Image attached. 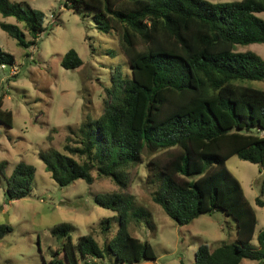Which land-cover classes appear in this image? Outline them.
Masks as SVG:
<instances>
[{
	"label": "trees",
	"instance_id": "trees-1",
	"mask_svg": "<svg viewBox=\"0 0 264 264\" xmlns=\"http://www.w3.org/2000/svg\"><path fill=\"white\" fill-rule=\"evenodd\" d=\"M65 7L84 17L92 14L100 32L119 33L131 76L113 75L102 115H88L77 131L69 127L75 138H67L63 151L51 148L39 154L61 187L109 178L118 188L95 198L98 206L117 213L119 222L109 239L111 220H102L103 246L91 235L79 237L75 244L69 223L52 229L54 237L65 238L61 263L107 264V256L116 264L157 261L152 245L128 228L134 219L156 231L151 213L126 192L130 168L143 164L148 152L154 156L147 165L152 200L173 221L189 225L221 211L236 222V242L214 250L202 244L190 264H242L245 259L264 264V231L259 246H252L256 210L227 168L234 156L259 165L264 194V90L247 83L264 82V59L238 51L264 44V19L259 16L264 0H67ZM0 13L23 23L31 35L27 40L19 26L2 23L19 46H38L47 30L45 13L11 0H0ZM83 64L75 50L62 60L66 69ZM0 66H16L15 57L1 46ZM3 106L0 95V124L12 128L13 113ZM0 169L5 176L3 165ZM35 177L34 166L17 164L8 179V200L29 197ZM257 205L264 208V200L258 198ZM12 230L0 224V241Z\"/></svg>",
	"mask_w": 264,
	"mask_h": 264
},
{
	"label": "rangeland",
	"instance_id": "rangeland-1",
	"mask_svg": "<svg viewBox=\"0 0 264 264\" xmlns=\"http://www.w3.org/2000/svg\"><path fill=\"white\" fill-rule=\"evenodd\" d=\"M227 3L240 0H207ZM30 5L45 13L47 30L37 47L26 49L18 45L1 27L2 23L17 25L31 35L23 23L0 13V46L16 59V66H0V95L5 110L13 113V127L0 124V224L13 230L0 241V264H62L65 238L52 235L59 224L73 225L70 235L76 244L81 236L91 235L101 246L106 241L100 224L111 220L107 236L112 239L119 227L117 213L96 204V196L117 191L109 178L96 180L92 185L84 180L61 187L52 178L40 159V152L51 148L64 150L68 137L74 140L69 127L77 131L88 115L93 119L103 113L106 88L115 73L126 78L131 67L121 46L119 33L100 32L89 14L84 17L65 7L67 0H11ZM264 19V13L259 14ZM75 50L83 66L66 69L64 56ZM241 52H254L264 59V44L239 47ZM249 87L264 90V82H247ZM264 136V134H262ZM145 154L144 163L129 170L128 194L137 198V205L147 209L156 225L153 231L145 221L129 220V231L142 241L149 242L157 256L156 262L142 264L193 263L202 244L215 249L237 240L236 222L221 211L202 215L189 225H179L163 208L152 200L153 187L148 183V161L154 156ZM20 162L36 168L33 190L29 197L17 201L7 198L8 179ZM227 168L242 184L245 194L257 213L258 224L252 241L258 247V236L264 231V208L257 199L264 200L260 166L234 156ZM58 252H61L58 255ZM106 257L107 264H116ZM264 262V261H263ZM242 264H259L243 260Z\"/></svg>",
	"mask_w": 264,
	"mask_h": 264
}]
</instances>
